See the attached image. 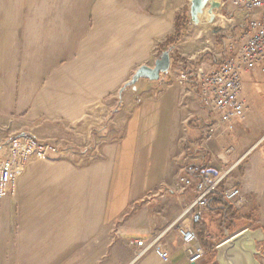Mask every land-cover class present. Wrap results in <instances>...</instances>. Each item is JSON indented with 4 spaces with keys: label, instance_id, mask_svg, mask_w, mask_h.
<instances>
[{
    "label": "crops",
    "instance_id": "crops-1",
    "mask_svg": "<svg viewBox=\"0 0 264 264\" xmlns=\"http://www.w3.org/2000/svg\"><path fill=\"white\" fill-rule=\"evenodd\" d=\"M191 1L0 0V147L8 142L5 136L19 130L17 120L68 124L81 120L88 106L111 105L108 99L119 94L134 71L154 60L156 64L160 50L210 53L217 57L213 64L206 59L202 64L218 68L223 61L218 55H227L248 16L236 7V0H215L221 4L219 13L231 20V34L220 38L223 44L213 51L200 44L188 46L199 38L193 34V40L186 41L190 25L194 30L200 25L191 17L181 30V41L174 44L168 39L176 38V16L189 15ZM188 62L178 66L186 65L193 73L194 60ZM263 73L264 64L245 78L253 103L264 101ZM186 88L187 95L165 73L157 81L140 79L119 94L120 108L104 126L112 128L101 133L102 140L87 158L95 160L99 146H104L103 159L82 167L76 165L81 157L72 151L58 153L66 161L30 159L6 196L15 201L12 225L0 207V263L191 264L173 224L197 194L173 188L188 165L225 168L214 153L233 144L247 116L225 128L219 146L205 142L210 114L194 78ZM254 147L236 146L229 157L236 182L241 183L243 163ZM212 206L196 226L203 245L209 246L198 264H215L210 247L238 233L221 225L222 210ZM150 236L166 245L168 262L153 251L137 257L140 249L128 244L130 238L145 241Z\"/></svg>",
    "mask_w": 264,
    "mask_h": 264
},
{
    "label": "built area",
    "instance_id": "built-area-1",
    "mask_svg": "<svg viewBox=\"0 0 264 264\" xmlns=\"http://www.w3.org/2000/svg\"><path fill=\"white\" fill-rule=\"evenodd\" d=\"M235 5L248 16V24L245 30L233 38L227 56L218 68L210 70L202 64L190 73L184 71L183 65L180 64L177 67L170 66L167 72L174 85L183 89L185 95L190 93L186 88L187 82L191 77L194 78L201 103L210 114L211 123L203 132V140L208 143L212 138L217 140L216 135H220L231 124L246 118L250 105L246 96L245 77L264 64V0H236ZM230 21L227 20L228 24ZM235 151L234 146H226L221 147L218 155L214 154V158L224 164L225 168L213 163L205 166L188 165L185 174L173 188V192L177 193L194 189L197 194L191 203L183 206L181 214L173 224L187 249L188 261L191 264H198L206 256L196 226L204 222L211 197L217 194L222 196L237 212H241L245 207L246 198L242 186L232 183L234 164L229 166V162L225 161ZM35 152V146L19 138L1 146L0 200L8 195L25 173ZM68 159L73 160L72 157ZM84 161V158H81L77 164ZM128 244L140 249L137 257L153 251L164 262L169 261L168 249L160 242L159 237L150 236L145 241L130 238Z\"/></svg>",
    "mask_w": 264,
    "mask_h": 264
},
{
    "label": "rangeland",
    "instance_id": "rangeland-1",
    "mask_svg": "<svg viewBox=\"0 0 264 264\" xmlns=\"http://www.w3.org/2000/svg\"><path fill=\"white\" fill-rule=\"evenodd\" d=\"M35 9V8H34ZM40 9V7H38ZM211 8L208 6L205 9L204 13L200 15V25L197 27H192L190 25L188 29V36L186 41L189 42L193 40L191 37L193 34H196L199 38L193 40L188 46H196L200 44L203 47L209 48V50H214V47H218L222 45L223 42L220 39L224 36V33L231 34V29L227 25L225 14L221 10L219 13V8L215 9V13L213 14L210 11ZM190 12V8L188 13ZM222 15V16H219ZM209 16V18H208ZM219 16V17H218ZM189 17H191L189 13ZM221 17V18H220ZM222 19V20H221ZM192 20V19H191ZM221 20V21H220ZM218 30V33L215 31ZM240 30L236 32L239 33ZM220 39V40H219ZM225 39V38H224ZM225 42V41H224ZM222 43V44H220ZM165 50H160L156 57L159 59ZM227 55H218L219 59H224ZM171 57V66L177 67L180 61L191 59L194 60L196 70L198 66H200L205 62L213 64L212 60L216 57V55L203 54H182V53H170ZM217 58V57H216ZM155 61V60H154ZM152 61L145 66H149L150 68L155 67V62ZM211 61V63H210ZM221 62V61H220ZM206 63V64H207ZM138 68L137 70H139ZM136 71L133 72L131 79L128 82L133 80ZM193 70V71H194ZM163 75V74H162ZM246 78V77H245ZM264 78V73H263ZM264 81V80H263ZM262 82V80L260 81ZM245 87H246V79H245ZM180 88V87H179ZM246 90V96L248 99V103L250 105L249 112L247 113V120L241 126L239 135L233 138L232 143L226 146H255L252 148L253 153L248 159L243 163L244 168L241 171V176L243 179L239 180L240 182H236L234 176L232 175V183L242 186L243 194L245 195V207L241 212H236V228H238V233L249 229L252 231L261 229L264 233V101H257L253 103L251 101V97L249 92ZM118 96L119 94L116 93ZM113 96V95H112ZM117 96H113L108 99L111 105H106L105 102H99L88 106L86 109V113L82 117L81 120L72 123H60L56 125L55 123H46L40 122L36 124H28L23 120H17L18 131L13 137L5 136L4 139H8V141H12L13 139L19 138L22 140H27L33 146H35V154L32 159L35 158H58L61 160H67L64 155L67 152L72 151L78 157H85V161L83 163L79 162V159L76 163L77 166L82 167L88 164H91L97 160L103 159V147L99 146V150L96 152V159H89L88 155L95 151L96 146H94L95 142L102 140L104 136L101 134L104 131L111 130V127H104L110 123V119L113 117V112L116 109L120 108V102H117ZM258 107V108H256ZM260 107V108H259ZM262 109V110H261ZM113 136V135H110ZM217 140L214 138L211 139L210 144L212 142H216L219 146L220 135H216ZM260 139V140H259ZM7 141V140H6ZM257 141V142H256ZM256 142V143H255ZM5 143V142H4ZM3 143V144H4ZM255 143V144H254ZM222 146V145H220ZM1 148V147H0ZM255 151V152H254ZM63 152V156L60 154ZM236 152V151H235ZM234 152V153H235ZM219 151H216L214 154L218 155ZM233 153V154H234ZM231 154L230 156H232ZM42 156V157H41ZM93 160V161H92ZM89 161V162H88ZM230 162V160H227ZM75 163V162H74ZM238 164V163H237ZM233 165V164H232ZM26 172V171H25ZM25 174V173H24ZM23 174V175H24ZM22 175V176H23ZM21 176V177H22ZM20 177V178H21ZM242 184V185H241ZM9 199L5 197V199L0 200V207H4L5 211L3 212L4 218H6V223L12 225L14 222V200L9 203ZM9 210L11 212L9 213ZM6 213V214H5ZM7 233V225L5 227ZM258 250L261 252V256L259 260L262 264H264V241L258 244ZM263 261V262H262ZM0 264H15V263H0Z\"/></svg>",
    "mask_w": 264,
    "mask_h": 264
},
{
    "label": "water",
    "instance_id": "water-1",
    "mask_svg": "<svg viewBox=\"0 0 264 264\" xmlns=\"http://www.w3.org/2000/svg\"><path fill=\"white\" fill-rule=\"evenodd\" d=\"M210 11L221 8V4L215 0H192L191 1V19L195 24H200V15L205 9ZM171 66L170 52H164L156 61L155 67L143 66L137 70L133 77L132 84L140 79H149L157 81L162 74L168 72ZM264 241V233L261 229L243 230L217 247L215 264H262L259 260L261 252L258 250V244Z\"/></svg>",
    "mask_w": 264,
    "mask_h": 264
},
{
    "label": "trees",
    "instance_id": "trees-1",
    "mask_svg": "<svg viewBox=\"0 0 264 264\" xmlns=\"http://www.w3.org/2000/svg\"><path fill=\"white\" fill-rule=\"evenodd\" d=\"M190 23V17L189 15H177L176 16V38H170L168 39V41H174L173 43H178L181 41L182 37H181V30L183 28H187L189 26ZM185 63H189L188 60H184ZM143 67V66H142ZM141 68V67H140ZM182 68L184 69V71L188 72L186 65H183ZM132 85V81L126 83L125 85L122 86V88L119 91V94L121 96V94L130 86ZM212 204H214V208L218 209V210H222V214H220V218H221V225L223 227H225L228 231H232V232H238V228H236V212L233 209L232 206L228 205L225 201L224 198L220 195H214L211 197L210 199V206H212ZM213 207V206H212ZM203 231V230H202ZM202 241V240H201ZM205 250L209 247L207 246V244L203 245ZM216 249H217V245H214L212 247H210V250L212 252H214L212 255V257L216 256Z\"/></svg>",
    "mask_w": 264,
    "mask_h": 264
},
{
    "label": "bare ground",
    "instance_id": "bare-ground-1",
    "mask_svg": "<svg viewBox=\"0 0 264 264\" xmlns=\"http://www.w3.org/2000/svg\"><path fill=\"white\" fill-rule=\"evenodd\" d=\"M216 9H217V8H216ZM212 13H213V14L215 13V9H214V10H212ZM208 18H209V16H208ZM221 20H222V19H221ZM221 20H220V21H221Z\"/></svg>",
    "mask_w": 264,
    "mask_h": 264
}]
</instances>
